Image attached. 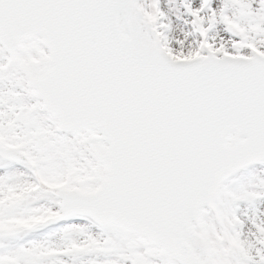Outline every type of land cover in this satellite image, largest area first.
I'll list each match as a JSON object with an SVG mask.
<instances>
[{"label":"snow or ice","instance_id":"1","mask_svg":"<svg viewBox=\"0 0 264 264\" xmlns=\"http://www.w3.org/2000/svg\"><path fill=\"white\" fill-rule=\"evenodd\" d=\"M0 264H264V0H0Z\"/></svg>","mask_w":264,"mask_h":264}]
</instances>
